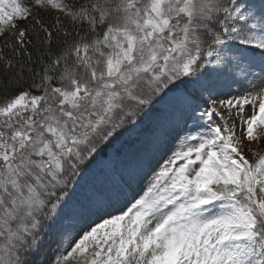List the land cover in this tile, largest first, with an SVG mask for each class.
<instances>
[{
	"label": "snow or ice",
	"instance_id": "snow-or-ice-1",
	"mask_svg": "<svg viewBox=\"0 0 264 264\" xmlns=\"http://www.w3.org/2000/svg\"><path fill=\"white\" fill-rule=\"evenodd\" d=\"M8 29L20 60L0 56L17 69L0 86L18 89L0 104V264H41L49 238L52 264H264V155L242 151L264 138V0H0ZM176 111L182 136L167 130ZM116 167L118 186L81 184Z\"/></svg>",
	"mask_w": 264,
	"mask_h": 264
},
{
	"label": "trees",
	"instance_id": "trees-1",
	"mask_svg": "<svg viewBox=\"0 0 264 264\" xmlns=\"http://www.w3.org/2000/svg\"><path fill=\"white\" fill-rule=\"evenodd\" d=\"M67 2H72V0H67ZM24 3L25 6L31 7L34 4V0H25ZM33 16H36L37 19H41L46 26L48 24L55 23L57 18H59V21L63 27H65L68 31H75V27L72 24H70L68 18H66L63 14L57 11L51 9H47V10L41 9L37 13V10L33 8ZM17 23L20 25V27H24L25 24L31 25L33 21L30 17L28 21L18 20ZM11 33L12 30L8 29L4 32L3 36H0V56H4L12 60L13 63H16L18 60H20V56L19 54L14 55L12 53V47L15 45L16 38ZM29 39H32L34 48L44 47L43 45L38 44V42L35 39H33V37L30 36ZM63 39L64 37L62 35L56 36L54 33L53 36L54 43L51 46L54 51L58 50L60 47H63V43H62ZM5 41H7V45L5 44ZM28 51L32 52V61H36L37 56L42 55V53H38L34 51L33 48H29ZM28 67L35 68L37 70H39L40 68L38 63H29ZM16 70L17 69L7 70L5 68L3 61H0V85H3V82L7 81L8 76L11 75ZM25 76H31V73L26 71ZM53 83L54 85L58 86V82L53 81ZM17 91L18 89L15 87L0 86V104H3L4 101L10 99ZM44 244L45 246H42L43 250L40 251L38 254H36L37 256L35 258L41 261V264H52V262L56 259V253L58 251V243L54 242L52 239H49Z\"/></svg>",
	"mask_w": 264,
	"mask_h": 264
},
{
	"label": "rangeland",
	"instance_id": "rangeland-1",
	"mask_svg": "<svg viewBox=\"0 0 264 264\" xmlns=\"http://www.w3.org/2000/svg\"><path fill=\"white\" fill-rule=\"evenodd\" d=\"M24 1L25 0H21V3L25 4ZM250 90H253V89H250V87L246 83L243 85L234 84L231 87L221 86L218 89V92H219L218 99H220V100L232 99L234 97L241 96L246 91H250ZM213 98L216 99L217 97H213ZM237 111H238L237 108H231V109L221 108V112L224 114L225 119L221 120V119L217 118L216 123L217 124H225L226 123L227 127H231L233 125V123H235L236 124V135L242 136L244 129L240 124V118L236 115ZM251 112H252L251 106L250 105H244L243 116L244 117L250 116ZM229 113H231L230 118H229ZM189 126H191L190 123H189ZM183 128H184V125H183V122L181 120L180 112L176 111L174 113V115L172 116V119L169 123L167 130L170 131L173 136L176 135V133H178V132L182 136L183 132L181 131V129H183ZM243 148L245 150L251 149L252 155H254L253 152L257 153L260 148L262 150H264V138H261L259 140V142L245 141ZM121 176H122V173H121L119 167H116L113 169L106 170L105 175L103 177H101L100 179H97V180H93L91 178V175L89 177H85V180L81 181V184L85 185L87 188H89L93 191H95L96 189L102 190L104 187L111 188L112 186H118L121 182ZM101 194H102V192H101ZM78 238L79 237H77V239ZM49 239H46L45 242H47ZM44 243L42 244V246H45ZM42 246H41L40 251L43 250ZM65 248H66V250L70 251V247H68L67 245H65ZM60 254H61V251L58 250L56 253V258ZM64 254H66V251H64Z\"/></svg>",
	"mask_w": 264,
	"mask_h": 264
}]
</instances>
